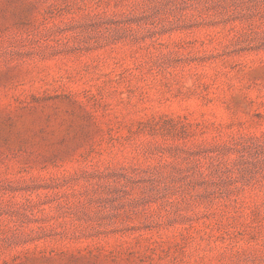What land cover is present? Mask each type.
Returning a JSON list of instances; mask_svg holds the SVG:
<instances>
[{
	"label": "rangeland",
	"instance_id": "374dc122",
	"mask_svg": "<svg viewBox=\"0 0 264 264\" xmlns=\"http://www.w3.org/2000/svg\"><path fill=\"white\" fill-rule=\"evenodd\" d=\"M0 264H264V0H0Z\"/></svg>",
	"mask_w": 264,
	"mask_h": 264
}]
</instances>
